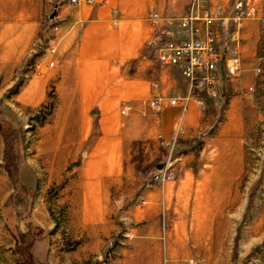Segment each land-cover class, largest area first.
<instances>
[{
    "label": "rangeland",
    "instance_id": "obj_1",
    "mask_svg": "<svg viewBox=\"0 0 264 264\" xmlns=\"http://www.w3.org/2000/svg\"><path fill=\"white\" fill-rule=\"evenodd\" d=\"M67 2L0 0V264H264V16L250 30L259 34L253 69L241 68L238 54L233 53L240 66L229 74L228 60L220 56L221 83L215 94L197 91L199 96L208 92L201 97V107L209 104L216 116L205 130L197 129L190 150L176 155L181 147L178 134L175 139L145 138L140 131L144 124L126 118L132 111L127 108L130 103L118 102L123 139L117 142L121 162L110 185L115 206L105 207L112 213L110 220L93 221L92 217L84 220L85 208L89 212L92 208L82 206L81 175L94 143L67 144L64 148L70 155L76 153L67 159L58 155L54 144L55 123L68 122L63 108L75 100L59 86L62 67L48 68L45 52L50 42L58 43L57 31L65 20L59 13ZM247 6L245 3L242 9ZM240 19L230 17L229 26L236 30ZM18 25L19 30L24 27L26 48L12 65L13 83L8 85L4 79L9 61L2 59V47L15 43ZM152 26L159 29L151 34L155 41L144 42L138 56L114 62L119 70L117 83L140 74L155 87L162 68L169 69L174 79L183 77L181 71L173 72L176 65L161 63L152 52L156 42L170 39L166 28H173ZM31 87L38 89L33 100L23 94ZM147 106L146 121L153 126L157 112ZM100 111L97 106L91 112L96 135ZM176 127L183 131L179 122ZM220 129H224L222 141L215 143ZM172 151L173 182L186 171L195 180L211 178L202 184L208 188L203 191L210 197L205 203L212 209L211 221L197 226L201 231L193 232L190 218H184L186 233L178 234L173 223L185 217L176 210L182 206L174 201L168 205L162 196L155 198L159 192L154 189L162 193L165 184L154 178L155 173L168 163ZM108 160L114 162L112 156ZM99 161L91 160L88 165L98 169L102 167ZM220 176H225L224 183ZM182 203L185 208L192 204ZM23 254H30L32 262H17Z\"/></svg>",
    "mask_w": 264,
    "mask_h": 264
},
{
    "label": "crops",
    "instance_id": "obj_2",
    "mask_svg": "<svg viewBox=\"0 0 264 264\" xmlns=\"http://www.w3.org/2000/svg\"><path fill=\"white\" fill-rule=\"evenodd\" d=\"M190 2L191 0H94V2L78 0L76 4H71L68 0L60 10L59 16H64L65 20L59 27L55 38L58 41L55 54L57 67H62L63 70L58 82L60 88L65 90L66 96L74 97L71 101L74 99L75 103L64 105L65 118L68 122L62 124V121H56L54 144L58 145V155L62 159H67L74 158L76 154L70 155L69 149L64 148L67 144H83L88 140L94 143L81 175L84 181L81 189L82 206L92 208L90 212L85 208L84 220L89 217H92L93 221L110 220L112 213L105 207L115 206L110 196V185L114 182L115 171L118 170L121 162V154L116 148L117 142L123 139V132L119 127L121 119L118 102L126 100L127 104L130 103L127 108L132 111L127 112L129 114L126 118H134L139 124H144L140 131L145 138L160 135L164 139L169 137L175 139L174 134H178L181 147H178L179 151H176V155L179 152L184 153L190 150L189 145L198 137L197 129L205 130L216 116V113L212 111L213 107L209 104L201 107L202 104L198 103V99L202 100L201 97L208 92L204 91L206 94L202 92L199 96L197 91L201 89L192 87L184 76L178 80L174 79L169 74V69H160V76L157 78L159 80L155 87H152L147 77L141 78L140 74L137 78L123 79L118 83L115 80L119 70L115 69L114 62L138 56L139 49L144 42L149 44L155 41L154 36H151L156 31L152 25L157 28L158 26L172 27L173 29L170 28L168 31L166 28V35L172 40L180 41L188 36L180 23L188 13ZM205 3L210 7L218 6L221 10L222 25L219 29H215L218 36L216 50L221 60L223 55L224 59L228 60L233 53H237L241 68L252 70L257 62L259 34L251 33L250 30L252 26H258V19L264 16V0H205ZM245 3L253 7L256 13L254 16L241 17L240 27L235 30L229 26L228 22L236 9L243 8ZM155 14L157 16L153 17ZM196 25L201 29L202 22L198 21ZM19 28L21 26H16L15 43L2 47V59L9 61L6 63L8 74L4 79V83L8 85L13 83L14 66L12 65H16L26 48L24 27L21 30ZM218 66L219 84L221 83L220 63ZM179 71L177 66L173 68L174 73L178 74ZM155 72L152 74L154 75ZM36 88L26 89L23 93L24 97L33 100L38 94ZM40 90L39 92H42ZM178 95H190V100L185 107L179 103L176 105L170 103V100ZM156 99H161V110H157L151 104ZM147 105L157 112L156 118H153L155 122L153 126L146 121L148 115L145 113L150 110ZM97 106L101 111L98 122L99 132L96 135L92 132L91 112ZM178 122L180 130H183L181 132L176 129ZM223 130L220 129L214 137L215 143L222 141ZM110 156L114 159L113 163L108 160ZM184 158H188V155L184 154ZM96 159H100L102 167L92 170L88 164ZM215 162L216 165L220 164L217 160H214ZM112 164H115V167L110 168ZM187 169L186 167L185 170ZM186 172L183 177H179L177 182L165 181L162 193L154 189V193L159 192V196L156 194L155 198L162 196L168 205L174 201L180 207L182 206L176 210L178 215L185 217L173 223V228L178 234L186 233L185 226L188 218H190L189 223L194 225L193 232H195L201 231L197 226L209 224L212 215L209 203H205V201H210L209 194L203 191L208 188H202V184L209 183L211 178L204 177L201 180H195V178L188 177ZM220 177L219 179L224 183L225 176ZM188 201L192 204L190 208H185L182 202ZM95 208H99V213ZM180 239L183 240V238Z\"/></svg>",
    "mask_w": 264,
    "mask_h": 264
},
{
    "label": "built area",
    "instance_id": "obj_3",
    "mask_svg": "<svg viewBox=\"0 0 264 264\" xmlns=\"http://www.w3.org/2000/svg\"><path fill=\"white\" fill-rule=\"evenodd\" d=\"M78 0H70L71 4H76ZM190 8L187 15L182 18L180 23L181 28L187 31V37L183 40H159L153 45V50L156 58L163 64L178 66L182 75L188 79L192 87L208 90L210 94H215L218 84L220 55L216 46L218 36L215 31V25L220 20L221 10L218 6H208L205 0H191ZM255 12L253 7H248L243 10L241 7L236 9L232 18L234 21L240 19L243 14L252 15ZM157 15H153L156 17ZM202 22L201 29L196 23ZM264 25V17L261 18ZM57 45L55 42H50L46 49L45 55L48 59L47 67H57L56 59ZM229 74H235L239 68L238 56H233L226 62ZM190 100V95H178L172 98V105L181 104L185 107ZM199 104H203L201 99H198ZM151 104L161 110V99H156ZM174 148V145H172ZM174 151L169 155L167 164L160 168L154 178L158 181H167L175 179L176 173L174 170Z\"/></svg>",
    "mask_w": 264,
    "mask_h": 264
},
{
    "label": "trees",
    "instance_id": "obj_4",
    "mask_svg": "<svg viewBox=\"0 0 264 264\" xmlns=\"http://www.w3.org/2000/svg\"><path fill=\"white\" fill-rule=\"evenodd\" d=\"M11 178L13 179V180H15V178H16V174L15 173H11ZM24 255V254H23ZM25 256V255H24ZM23 259L25 260V261H27L28 259L31 261V259H30V254H28V255H26L25 257H22V258H18L17 259V262H19L20 263V261L22 260L23 261ZM32 262V261H31ZM21 264V263H20Z\"/></svg>",
    "mask_w": 264,
    "mask_h": 264
}]
</instances>
